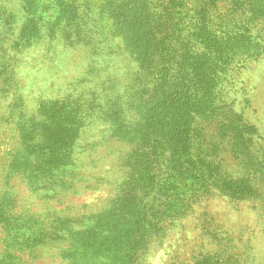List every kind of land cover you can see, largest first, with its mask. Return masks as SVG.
Masks as SVG:
<instances>
[{
  "label": "rangeland",
  "instance_id": "obj_1",
  "mask_svg": "<svg viewBox=\"0 0 264 264\" xmlns=\"http://www.w3.org/2000/svg\"><path fill=\"white\" fill-rule=\"evenodd\" d=\"M241 1L161 2L157 9L166 17L157 22L165 23L164 30L154 45L144 36L146 50L140 53L115 32L114 19L101 13L103 0L80 1L76 38L70 15L54 7L56 1H14L5 9L0 0V75L12 73L9 81H0V195L9 189L13 198L11 216L0 222V264H72L58 253L73 232L88 231L87 221L98 212L111 217V205L130 186L126 182L144 170L148 186L135 189L129 211L140 210L141 199L146 210L168 211L138 264H264V176L258 173H264V0ZM200 10L208 44L222 43L210 47L211 55L193 26H181L180 17L193 23ZM170 25L176 32L168 33ZM173 35L180 44L170 42L165 57L167 48L159 42ZM241 40L257 51L234 55L232 44ZM197 52L218 59L208 68L215 84L177 151L180 177L162 132L151 128L145 114L152 113V92L165 68L171 72L174 65L180 76L176 83L184 77L181 85L191 89L184 54ZM62 105L66 112H55ZM64 116L82 121L73 141L76 154L70 159L62 151L54 155L48 173L36 174L44 186L34 190L18 171L27 168L7 163L15 151H42L48 163L51 132L64 124ZM154 173L171 175L177 189L168 190L172 200L150 185ZM32 218L37 222L31 224ZM28 223L34 240L46 237L40 226H48V240L37 250L21 236L26 233L20 225L30 229ZM152 230L150 225L144 232L152 236Z\"/></svg>",
  "mask_w": 264,
  "mask_h": 264
},
{
  "label": "trees",
  "instance_id": "obj_2",
  "mask_svg": "<svg viewBox=\"0 0 264 264\" xmlns=\"http://www.w3.org/2000/svg\"><path fill=\"white\" fill-rule=\"evenodd\" d=\"M14 1L20 3L22 0H3V6L7 9V5ZM54 1H56V3H52L54 7L64 9L66 16L70 15V18L73 21L74 36L76 38L79 26V21H77L78 6L80 5V1L88 3V0ZM173 1L176 0H103V4H101V13L114 19V22L119 29V31L115 32H117L122 38H125L135 51L143 53L146 50V46L144 47L143 44V37L147 36V41L150 44H157V42L154 43L153 40L157 36H161L164 30L163 28L165 27V23L162 26L161 23L157 22L159 18L165 16L159 13L158 10L160 8H157L161 7V2H167L168 6H170ZM249 1L250 0H246L247 5ZM241 3H244V0L241 1ZM83 6L84 8H87L86 5ZM1 10L2 9H0V11ZM198 14H200V17L197 20H194L193 23H191V21L189 22L185 15L184 17H180V20H182L181 26L183 28L193 26L195 29L194 34L198 36V39L200 38L199 40L205 45L209 50L208 53L210 52L211 55L212 49L210 47H218L219 45H222V43L221 41H212L208 44L204 25L205 16L201 10L198 11ZM4 20L5 19H3V21ZM83 23L84 22H82V24ZM23 24L24 23L21 24V27ZM172 29L175 31L174 27L171 26L168 33H170ZM27 32L28 31H26V33ZM25 34H19V36L21 37ZM174 37V39L166 37L163 41L161 39L159 42V47L164 45L167 48V52H163L165 57L168 56L170 42H178L180 44L177 37ZM243 41L244 40H241L238 43L232 44V46L236 45L234 47V55H249L257 51L258 47L253 43L244 44L242 43ZM74 42H78V40L74 39ZM224 43L225 45L228 44L226 41ZM0 53L4 54V52L1 51ZM184 55L186 69L189 71V74H186L185 77L188 78L189 83H193L192 87L190 86L191 89L186 86V83L181 85V80H183L184 77L176 83L178 78L180 79V76L178 72H173L174 65L170 67L171 72L165 68L163 72H159L158 82L156 83L154 92H152L154 93V101L148 108L152 113L145 114V118L149 121L151 128H156L162 132L159 137L168 145V148L170 149L169 153H171V163L174 164L175 169H177V173L175 174L180 177L184 176L180 166L183 164H180L181 161L176 158L177 151H181L182 145L187 142V132L188 129H190L193 114L198 110L200 102H205V98L209 96L206 95L209 92L208 87L214 86L215 84H211L214 81V70H208L211 66V59L218 61L215 56L207 55V57H209L207 58L201 56L205 54H198V52L193 54L186 53ZM214 67L217 68V66ZM11 75V71L5 73L4 78L0 75V81L2 82L5 80V82H7V79L9 81ZM171 82L173 86H171ZM201 86L205 89L203 94L205 96L199 94V91L204 90ZM13 106H16V104ZM50 109H52V107ZM64 109L65 108L62 105L58 107L55 112L63 114L66 112ZM67 116H64V124L53 129L51 132L50 143L48 144V155L50 157L48 163L47 161H43L42 151L36 155L33 152H31V154H24L16 151L11 154V158L7 164H9L10 168L11 166H14V168H18L19 166L26 167L27 169H18V171H21L28 177L30 186L34 188V190H36L38 186H44L38 185L39 183L36 181V174L46 175L48 173V168L52 167L51 160L54 155L59 154L60 151H62L67 155V158L70 159L75 152L73 141L76 132L78 131L77 127H79L82 121L74 122L72 120L74 119L73 116L72 119ZM59 143H61V146H59ZM183 155L186 156L184 153ZM258 173L261 177L264 176L262 170H259ZM147 176L148 173L146 170L139 171L138 178L132 179L129 183L126 182V184L130 185L128 188L129 190L127 189L122 200L111 205L110 213H113L111 217L109 216L110 214H99L98 212L90 218L91 220L87 221L86 225L89 228L88 231H86V229L83 230L82 228L75 230L72 234L73 238L70 237L67 246L65 245L60 253H58L61 260H67L68 263L69 260H71L70 263L72 264H138L139 255L152 241L155 230L161 228L157 225L163 220L165 217L164 215L168 211V208L166 207L162 210L161 207L151 209L150 206L146 210L143 199H141L142 206L140 210L129 211L131 203L130 196L136 194L135 189L137 187H139L137 192L141 187H144L145 189L147 188L148 185L145 184V178ZM9 177H11V174L7 173L5 179L7 180ZM170 177L171 175L166 176V178H160L155 173L150 175V185L154 186L155 184L162 196L167 197V200L169 201L172 199H168L171 197L168 190H170L171 193L177 192V189L170 183L172 180ZM122 192H125L124 188H122ZM11 194V191L7 189L2 192V195H0V222H6L8 216H11V210L13 208V198L11 197ZM44 196H47V194ZM125 198L127 199L121 204ZM111 209H113V211ZM105 220L107 221L103 224ZM33 221L35 223L37 222L36 219L32 218L30 223L32 224ZM65 221V226L69 227L71 225V220L68 219ZM30 223H28L30 229H26L27 227L23 226L25 223L20 225L19 228L23 229L26 233V235L21 236L24 241H28L32 249L37 250L42 246L46 239L48 240V226H40L43 231H47L45 234L46 237H39L38 240H34L33 232H30L33 228L30 226ZM12 224L13 222L10 225L11 228ZM150 225L153 228L150 232V234L153 233L152 236L144 232L149 231ZM99 227L101 228V231ZM15 228L18 229L17 225H15ZM62 240H64V238H62ZM214 263L218 264L216 262Z\"/></svg>",
  "mask_w": 264,
  "mask_h": 264
}]
</instances>
